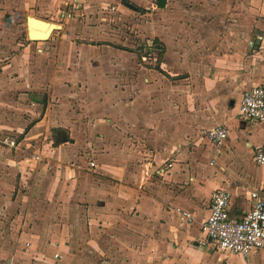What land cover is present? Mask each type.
Segmentation results:
<instances>
[{
  "label": "rangeland",
  "instance_id": "1",
  "mask_svg": "<svg viewBox=\"0 0 264 264\" xmlns=\"http://www.w3.org/2000/svg\"><path fill=\"white\" fill-rule=\"evenodd\" d=\"M198 3L188 0L182 7L176 6L182 12L175 9L174 14L188 17L187 21L182 18L178 22L167 20L166 14L170 10L166 11L160 0H67V4L60 3L61 9H72L73 17L66 22L55 18L46 21L65 24L69 37H61L56 33L60 29L56 28L54 32L58 39L49 46L75 47L73 68L77 77L75 89H70L74 99L70 103L60 101L56 103L59 107L52 106V110L56 114L65 112L56 120L74 128L71 140L78 141L72 146L71 155L76 157L80 153V158L89 161L90 155L84 151L83 142L90 137L89 125L93 126V118H109L106 125L122 132L129 148L147 153L139 156L142 162H153L149 165V181L175 185L176 189L182 186V190L193 185L191 179H200L203 173L200 168H205L208 162L206 168L210 170L221 163L217 155L215 158L206 155L209 146L218 147L219 144L206 139L202 131L224 124V119L231 115L225 125L229 129L236 161L250 163L244 141L237 136L238 128L234 127L237 120L235 103L230 104L232 99L236 102L241 96L240 89L233 93L229 88L211 86L206 81L212 57L209 52L218 49L221 55L227 52L233 55L238 51L234 40L226 37L239 32L241 24L227 19L215 23L213 9L210 7L205 12L207 8ZM133 5L141 10H134ZM218 5L226 6L227 0ZM226 7L223 9L227 15ZM198 14L205 15L204 20L201 15L196 16ZM170 34L172 38L165 37ZM63 89L67 97L68 89ZM109 137L116 138L115 135ZM27 148L31 154L36 149L34 146ZM49 159L42 158L38 163L32 161L30 165L20 163L16 167L4 152L0 157V264H50L47 259L33 260L31 252L34 249L41 251L47 242L59 239L57 223H66L68 237L73 233L71 240H77L69 242L74 258L70 262L64 259L62 264H158L151 260L162 255L159 249L162 242L151 245L119 242L122 236L131 240L133 234L131 205L129 209L125 208L128 216L115 226V232L111 234L114 238L108 242H84V220L80 213L85 204L66 207L67 188L61 197H51L52 181L58 174L54 160ZM174 165L179 167L176 173L186 174V179L162 178L161 169L171 170ZM239 166L221 165L213 175L221 188L231 192L233 203L241 199L242 187L251 189L257 185L244 179ZM87 167L95 168V165L90 161ZM42 169L46 173L41 174ZM109 179L107 175L102 176L100 182L113 183ZM197 182L204 185V182ZM119 206L113 205V209ZM72 214H76V225L69 227ZM24 242H30V246ZM213 251L220 256L218 264H226L229 258L232 264H241L240 255Z\"/></svg>",
  "mask_w": 264,
  "mask_h": 264
},
{
  "label": "crops",
  "instance_id": "2",
  "mask_svg": "<svg viewBox=\"0 0 264 264\" xmlns=\"http://www.w3.org/2000/svg\"><path fill=\"white\" fill-rule=\"evenodd\" d=\"M184 1L188 0H162L164 8H167L165 10H170L166 14L169 17L167 20H188L187 16L185 19L184 15L174 14L175 9L182 12L176 6L182 7ZM196 1H199L198 6L207 8L205 12L210 7L213 9L215 23L227 19L241 24L238 27L239 32L235 31L226 37L234 40V45L238 46L239 50L233 55L230 52L221 55V50L218 49H212L211 52L205 50L212 55L206 76L208 84L229 88L233 93L240 89L242 94L246 88L264 83V0H227V7L218 5L225 0ZM61 2L67 4V0H0V131L17 140L15 147L0 146V157L4 152V156L14 162L16 167L20 163L30 165L33 160H30L32 154L27 147L34 146L36 149L33 154L41 155L34 163L40 162L42 158L50 160L51 157L54 160L58 175L53 178L50 195L52 198L61 197L67 188L66 207L79 205L81 202L85 204L80 213L84 220V242H108L114 238L111 234L115 232V226L125 215L128 216L125 208L129 209L131 205L133 234L131 240L122 236L119 242H147L148 245L162 242L159 249L163 253L154 259L152 257L153 263L156 260L158 264H218L220 256L217 251L197 243L201 221L209 212L212 190L221 188L213 180L214 171L221 165L230 168L241 165L244 179L252 184L257 183L251 189L242 187L244 191L240 193L241 199L236 203L232 202L231 196L230 211L233 215L240 216L249 209L252 204L248 197L249 191L257 189L264 196V163L258 164L253 159L254 148L264 142V120L257 122L238 117L236 104L240 97L236 102L232 99L230 104L235 103L237 119L234 127L238 128L237 136L244 141L247 154L251 157L250 163L236 161L234 147L229 140V129L225 125L230 120V115L222 124L228 130L227 138L218 147L209 146L205 150L208 158H215L217 155L221 163L215 168L211 167V170L206 168L209 162L205 168H200L203 173L198 180L204 182V185H200L197 178L191 179L193 185L182 190V186L176 189L175 185H161L149 181V165L153 162H142L139 156L147 153H141L140 149L134 147L129 148L122 132L106 125L110 122L109 118H93V126L89 125L90 137L83 142L84 151L90 155V160L80 158V153L74 157L70 153L72 146L78 141L71 140L74 128L58 122L56 117L60 119L65 112L59 111L61 113L56 114L52 106L60 101L70 103L74 99V92L70 89H75L76 85L77 74L73 68L76 49L68 45L60 48L58 45L55 48L49 46L58 39L55 37V30L47 40H32L27 29L28 16L42 20L62 19L64 22L72 18V9H61ZM223 7H226L227 15ZM200 17L204 20L205 15ZM58 25L57 29L60 30L56 33L61 34V37H69L66 33L67 26L62 23ZM34 30H40V25L36 24ZM178 34L179 32L176 36ZM165 37L172 38V34ZM59 42L62 44L63 40ZM164 45L168 47L166 42ZM63 87L68 89L67 97L64 96ZM113 135L116 138L110 139L109 136ZM170 152L173 153V150ZM90 161L95 168L87 167ZM154 161L157 165L156 155ZM174 166L171 170L161 169L162 178H173L175 181L186 179V174L176 173L178 165ZM169 171L172 174H168ZM42 173H46L45 169H42ZM207 174L211 176L208 177ZM106 175L113 183L100 182L102 176ZM71 190L73 191L69 193ZM113 205L120 206L113 209ZM176 207L191 211L193 220H181L175 212ZM71 218L73 223L70 222L69 227L76 225V214H72ZM55 225L59 227V239L47 242L41 251L32 250L33 260L47 259L51 261L50 264H62L64 259L70 262L74 258L69 242L77 241L76 238L71 240L73 233L68 237L65 232L68 229L66 223ZM76 237L79 239V236ZM24 244L30 246V242ZM54 254L57 257L54 258ZM241 257V264H264V249ZM226 264H232L230 258Z\"/></svg>",
  "mask_w": 264,
  "mask_h": 264
},
{
  "label": "built area",
  "instance_id": "3",
  "mask_svg": "<svg viewBox=\"0 0 264 264\" xmlns=\"http://www.w3.org/2000/svg\"><path fill=\"white\" fill-rule=\"evenodd\" d=\"M236 106L238 117L263 121L264 83L243 90ZM202 133L213 144L222 143L228 136L226 126L222 124L203 129ZM0 146L15 147L16 140L0 131ZM40 157V154L35 153L30 156V160L38 161ZM253 159L258 164L264 163V142L254 148ZM248 197L252 200L249 209L235 216L230 211L231 193L224 188L216 189L209 200V212L201 221L197 243L212 250L243 257L264 249V196L255 189L248 192ZM175 212L185 222H191L194 218L191 211L181 207H176ZM54 255L57 257V254Z\"/></svg>",
  "mask_w": 264,
  "mask_h": 264
},
{
  "label": "water",
  "instance_id": "4",
  "mask_svg": "<svg viewBox=\"0 0 264 264\" xmlns=\"http://www.w3.org/2000/svg\"><path fill=\"white\" fill-rule=\"evenodd\" d=\"M36 24L42 27L38 31L34 30ZM56 28H59V25L56 23L38 19L33 16H28L27 18L28 36L32 40H46Z\"/></svg>",
  "mask_w": 264,
  "mask_h": 264
},
{
  "label": "trees",
  "instance_id": "5",
  "mask_svg": "<svg viewBox=\"0 0 264 264\" xmlns=\"http://www.w3.org/2000/svg\"><path fill=\"white\" fill-rule=\"evenodd\" d=\"M160 2H162V0H160ZM134 10H137V11H139V10H141V8L140 7H138V6H136V5H133V6H131ZM65 140H67V139H65ZM59 141V140H58ZM61 141H64V140H61Z\"/></svg>",
  "mask_w": 264,
  "mask_h": 264
},
{
  "label": "bare ground",
  "instance_id": "6",
  "mask_svg": "<svg viewBox=\"0 0 264 264\" xmlns=\"http://www.w3.org/2000/svg\"><path fill=\"white\" fill-rule=\"evenodd\" d=\"M40 28H42V27H40Z\"/></svg>",
  "mask_w": 264,
  "mask_h": 264
}]
</instances>
